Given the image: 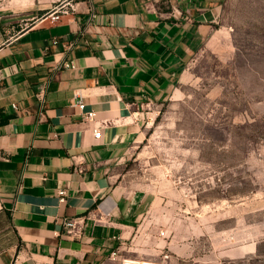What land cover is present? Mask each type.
I'll use <instances>...</instances> for the list:
<instances>
[{"label": "crops", "instance_id": "1", "mask_svg": "<svg viewBox=\"0 0 264 264\" xmlns=\"http://www.w3.org/2000/svg\"><path fill=\"white\" fill-rule=\"evenodd\" d=\"M226 2L0 0V264L180 263L153 202L113 176L143 140V111L174 99ZM57 5L66 13L52 22Z\"/></svg>", "mask_w": 264, "mask_h": 264}, {"label": "rangeland", "instance_id": "2", "mask_svg": "<svg viewBox=\"0 0 264 264\" xmlns=\"http://www.w3.org/2000/svg\"><path fill=\"white\" fill-rule=\"evenodd\" d=\"M224 11L113 176L153 202L179 264H264V0Z\"/></svg>", "mask_w": 264, "mask_h": 264}, {"label": "built area", "instance_id": "3", "mask_svg": "<svg viewBox=\"0 0 264 264\" xmlns=\"http://www.w3.org/2000/svg\"><path fill=\"white\" fill-rule=\"evenodd\" d=\"M66 11L64 10V7L62 5H57L47 16L50 18L52 22H57L61 19V16L65 14ZM94 17V16H93ZM54 45L58 44V41L53 42ZM64 67L67 69L74 68V65L72 62H67L64 64ZM2 82V77H0V83ZM77 105L79 106L80 110L83 112L84 118L86 120H92L95 116V113L93 111L91 112H85V104L83 100H79L77 102ZM101 134L100 132H95V137L100 138ZM59 199L61 203H65L67 201V194L65 191H59ZM66 228L68 231H73L75 228V222L69 221L65 223ZM163 235V234H162ZM169 256L165 255L161 261H154V260H122L120 264H165L166 260Z\"/></svg>", "mask_w": 264, "mask_h": 264}]
</instances>
